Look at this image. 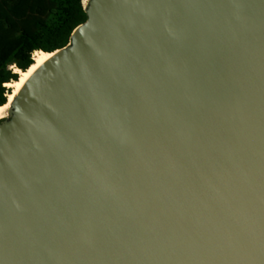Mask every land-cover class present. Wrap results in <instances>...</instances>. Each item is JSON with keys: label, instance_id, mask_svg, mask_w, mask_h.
<instances>
[{"label": "water", "instance_id": "water-1", "mask_svg": "<svg viewBox=\"0 0 264 264\" xmlns=\"http://www.w3.org/2000/svg\"><path fill=\"white\" fill-rule=\"evenodd\" d=\"M0 120V264H264V0H85Z\"/></svg>", "mask_w": 264, "mask_h": 264}, {"label": "trees", "instance_id": "trees-1", "mask_svg": "<svg viewBox=\"0 0 264 264\" xmlns=\"http://www.w3.org/2000/svg\"><path fill=\"white\" fill-rule=\"evenodd\" d=\"M85 0H0V106L7 103L19 71L35 51L67 46L73 30L87 20Z\"/></svg>", "mask_w": 264, "mask_h": 264}, {"label": "bare ground", "instance_id": "bare-ground-1", "mask_svg": "<svg viewBox=\"0 0 264 264\" xmlns=\"http://www.w3.org/2000/svg\"><path fill=\"white\" fill-rule=\"evenodd\" d=\"M52 54L45 51H35L33 58L34 63L26 70V71H19V79L18 81L12 83H6L8 87L13 88L12 93L9 94L7 103L0 106V120L6 117L7 110L9 109L11 102L13 101L15 95L17 94L18 90L22 87L25 81L30 77V75Z\"/></svg>", "mask_w": 264, "mask_h": 264}, {"label": "rangeland", "instance_id": "rangeland-1", "mask_svg": "<svg viewBox=\"0 0 264 264\" xmlns=\"http://www.w3.org/2000/svg\"><path fill=\"white\" fill-rule=\"evenodd\" d=\"M11 89H13V88H11Z\"/></svg>", "mask_w": 264, "mask_h": 264}]
</instances>
